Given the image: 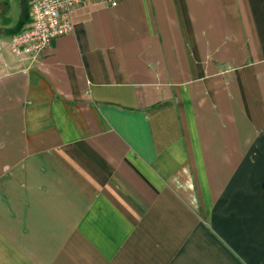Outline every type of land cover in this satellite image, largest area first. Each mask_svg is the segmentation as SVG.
Returning <instances> with one entry per match:
<instances>
[{"label":"crops","instance_id":"obj_1","mask_svg":"<svg viewBox=\"0 0 264 264\" xmlns=\"http://www.w3.org/2000/svg\"><path fill=\"white\" fill-rule=\"evenodd\" d=\"M0 22V264H264V0L76 9L38 59Z\"/></svg>","mask_w":264,"mask_h":264},{"label":"built area","instance_id":"obj_2","mask_svg":"<svg viewBox=\"0 0 264 264\" xmlns=\"http://www.w3.org/2000/svg\"><path fill=\"white\" fill-rule=\"evenodd\" d=\"M120 0H26L30 23L13 34L8 46L13 55L34 62L52 41L74 28L76 9L86 5L116 6Z\"/></svg>","mask_w":264,"mask_h":264},{"label":"rangeland","instance_id":"obj_3","mask_svg":"<svg viewBox=\"0 0 264 264\" xmlns=\"http://www.w3.org/2000/svg\"><path fill=\"white\" fill-rule=\"evenodd\" d=\"M24 2H26V0H24ZM22 5L23 0H0V22H7L10 17L20 11ZM15 33L16 32L10 34L12 36Z\"/></svg>","mask_w":264,"mask_h":264},{"label":"trees","instance_id":"obj_4","mask_svg":"<svg viewBox=\"0 0 264 264\" xmlns=\"http://www.w3.org/2000/svg\"><path fill=\"white\" fill-rule=\"evenodd\" d=\"M22 29H23V28H22ZM22 29H20V30H22ZM20 30H19V31H20Z\"/></svg>","mask_w":264,"mask_h":264}]
</instances>
